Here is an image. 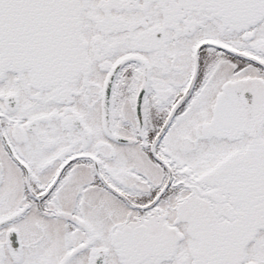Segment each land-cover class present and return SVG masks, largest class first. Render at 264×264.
Wrapping results in <instances>:
<instances>
[{"label": "snow or ice", "instance_id": "6c2138e0", "mask_svg": "<svg viewBox=\"0 0 264 264\" xmlns=\"http://www.w3.org/2000/svg\"><path fill=\"white\" fill-rule=\"evenodd\" d=\"M0 264H264V0H0Z\"/></svg>", "mask_w": 264, "mask_h": 264}]
</instances>
